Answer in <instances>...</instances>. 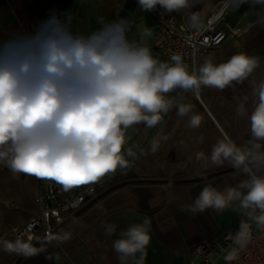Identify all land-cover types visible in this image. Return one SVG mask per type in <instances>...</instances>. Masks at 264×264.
I'll return each mask as SVG.
<instances>
[{
    "label": "clouds",
    "instance_id": "clouds-1",
    "mask_svg": "<svg viewBox=\"0 0 264 264\" xmlns=\"http://www.w3.org/2000/svg\"><path fill=\"white\" fill-rule=\"evenodd\" d=\"M196 2L137 0L145 12L157 6L166 13L188 11L191 26L199 28L200 13L190 11ZM247 2L264 23V0ZM73 20L70 11L52 8L31 31L15 32L0 42V163L15 174L54 180L66 191L95 184L118 168H128L125 155L133 157L134 153L131 148L122 152L124 130L140 123L148 128L158 125L172 106L165 94L182 89L199 95L202 86L218 90L234 87L261 64L257 56L239 53L220 64L206 58L198 69L189 71L181 55H172V63L163 62L142 42L130 40V19L111 23L101 19V27L87 35L71 31ZM151 34V28L143 29V37ZM252 95L254 107L248 116L251 140L238 145L225 135L212 146L208 157L213 165L227 162L241 169L248 179L223 191L211 185L203 187L190 211H219L239 202L248 217L264 228V175L253 171L264 168L260 143L264 142V80L253 85ZM247 101L244 96L238 115H247ZM190 111V106H177L180 117ZM201 123L202 117L193 114L188 127L198 128ZM158 147L153 140L151 150ZM202 158L204 153H197V159ZM248 228L242 223L234 238L241 249L249 242ZM105 231L111 236L115 225H106ZM150 240V221L144 220L123 231L112 247L121 264L137 253L141 254L137 264H143ZM2 250L25 258L42 252L20 241L6 243ZM236 256L233 249L224 259L231 262Z\"/></svg>",
    "mask_w": 264,
    "mask_h": 264
},
{
    "label": "crops",
    "instance_id": "crops-1",
    "mask_svg": "<svg viewBox=\"0 0 264 264\" xmlns=\"http://www.w3.org/2000/svg\"><path fill=\"white\" fill-rule=\"evenodd\" d=\"M218 1L198 0L190 11L200 13L203 19ZM52 8L73 14L71 31L74 34L87 35L99 29L101 19L104 23L130 19L133 27L128 38L149 47L160 61L169 62L153 49L157 30L151 15L140 9L137 0H0V42L15 32L31 31ZM156 10L163 9L157 6ZM168 14L190 24L188 11ZM145 27L151 28V36L143 37ZM223 27L229 34L227 39L222 45L205 51L198 59L197 69L206 58L211 57L214 63L220 64L239 53L259 57L260 66L243 83L224 90L202 86L199 95L182 89L165 94L172 106L158 125L148 128L140 123L124 130L126 142L122 152L131 148L134 153L133 157L125 155L129 167L118 168L95 183L96 192L87 194L84 205L68 215L52 235L40 234L34 241H28L10 234L11 227L24 225L36 211L35 198L40 185L51 179L15 174L0 163V264H121L113 242L129 226L144 220L150 221L151 240L143 264H190L193 250L201 243L242 223L258 226L248 217L247 210L240 208L239 202L219 211L212 208L190 211L203 187L211 185L223 191L248 179L241 169L227 162L213 165L208 157L212 146L225 135L238 145H247L251 140L248 116L254 107L252 87L264 80V23L247 0L242 3L233 0ZM244 96H248L247 115L240 116L237 108ZM179 105L190 106L189 114L178 116ZM193 114L202 117L198 128L188 127ZM153 140L159 144L155 152L151 150ZM260 143L264 150V142ZM199 152L204 153V158L197 159ZM132 159H136L133 164ZM220 171L226 172L205 180H190ZM253 171L264 175V168ZM89 185L65 192L76 195ZM108 224L115 225L111 236L105 231ZM38 239L43 241L35 247L42 252L31 257L2 250L9 242L33 245ZM140 256L137 253L128 258L126 264H137Z\"/></svg>",
    "mask_w": 264,
    "mask_h": 264
},
{
    "label": "built area",
    "instance_id": "built-area-1",
    "mask_svg": "<svg viewBox=\"0 0 264 264\" xmlns=\"http://www.w3.org/2000/svg\"><path fill=\"white\" fill-rule=\"evenodd\" d=\"M232 1L219 0L215 3L203 17L199 28L170 16L164 10L155 9L149 12L157 30L153 49L170 63L171 56L179 54L183 62L188 64L189 71L197 68L198 59L205 51L222 45L227 39L229 34L223 24ZM135 161L136 159H132L131 163ZM96 189L97 184H91L80 193L69 195L60 184L44 180L35 198L38 205L36 211L24 225L11 227L10 234L28 241H34L40 234L52 235L55 228L66 221L68 215L84 205L86 195H93ZM246 223L250 236L246 247L241 249L234 243V238L240 231L239 226L198 245L192 252L190 264H264V228ZM233 249L237 253L236 259L226 261L224 257Z\"/></svg>",
    "mask_w": 264,
    "mask_h": 264
},
{
    "label": "water",
    "instance_id": "water-1",
    "mask_svg": "<svg viewBox=\"0 0 264 264\" xmlns=\"http://www.w3.org/2000/svg\"><path fill=\"white\" fill-rule=\"evenodd\" d=\"M223 172H226V171H220L218 173H214L212 175H207V176H204V177H199V178H194V179H190V180H193V181H200V180H205V179H209L215 175H218V174H221ZM44 239V238H43ZM43 239H38L34 244L33 246L35 247L36 245H38L41 241H43Z\"/></svg>",
    "mask_w": 264,
    "mask_h": 264
}]
</instances>
